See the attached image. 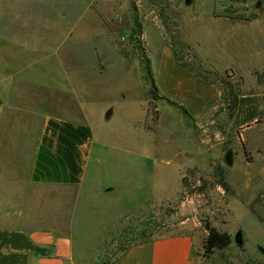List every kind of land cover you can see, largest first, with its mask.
I'll return each instance as SVG.
<instances>
[{
  "label": "rangeland",
  "instance_id": "obj_1",
  "mask_svg": "<svg viewBox=\"0 0 264 264\" xmlns=\"http://www.w3.org/2000/svg\"><path fill=\"white\" fill-rule=\"evenodd\" d=\"M216 1L82 0L79 31L89 21L113 55L100 60L77 99L100 143L76 195L31 186L40 117L8 111L0 133V226H22L39 202L37 212L55 226L71 203L74 264H116L143 228L157 230L150 238L191 236L196 264H264V0L225 8ZM168 50L213 93L198 117L161 91L148 102L142 61L149 60L157 85ZM209 227L229 243L207 254Z\"/></svg>",
  "mask_w": 264,
  "mask_h": 264
},
{
  "label": "crops",
  "instance_id": "obj_2",
  "mask_svg": "<svg viewBox=\"0 0 264 264\" xmlns=\"http://www.w3.org/2000/svg\"><path fill=\"white\" fill-rule=\"evenodd\" d=\"M255 1L215 4L247 7ZM81 2L0 0V133L8 111L37 113L40 129L29 184L71 188L74 195L100 143L77 99L81 84L111 54L102 43L105 39L94 38L89 21L86 31H79L85 12ZM162 59L156 78L159 91L181 100L188 115L200 116L213 93L205 82L181 71L169 50ZM38 207L42 203L24 214L29 217L22 226H0V264H74L71 203L64 220L53 221L55 226L47 224V215L37 212ZM192 248L193 238L186 234L157 237L128 248L117 264H196Z\"/></svg>",
  "mask_w": 264,
  "mask_h": 264
},
{
  "label": "trees",
  "instance_id": "obj_3",
  "mask_svg": "<svg viewBox=\"0 0 264 264\" xmlns=\"http://www.w3.org/2000/svg\"><path fill=\"white\" fill-rule=\"evenodd\" d=\"M141 49H142V47L141 46H139ZM138 49V48H137ZM143 53V52H142ZM143 54L142 55H140V58L142 59L143 57ZM142 62H144V63H142L143 64V66H142V68H143V74H144V78H146V80H147V84H148V90H147V92H148V94L150 95V98L148 99V102L150 101V100H157V99H159L160 98V96L158 95V92H159V89H158V86L156 85V83H155V81H154V78H153V76H152V72H151V69H150V64H149V60L147 59V58H144L143 59V61ZM179 65L183 68V69H185V67L182 65V64H180L179 63ZM188 71V70H187ZM145 74H146V76H145ZM195 76H197L198 77V75L197 74H195ZM199 78L200 79H202V80H204L202 77H200L199 76ZM251 98H249L248 96H241L240 97V101H247V100H250ZM184 112H185V114H187V110H185L184 109ZM256 117V114H254L253 112L252 113H250L246 118H245V120H243V122H246V121H248V120H250V119H253V118H255ZM149 229L148 228H143L142 229V231H141V234H142V236H141V238H139L137 241V243H135V244H130V245H128L126 248H125V250H124V252L128 249V248H130L131 246H133V245H136V244H139V243H142V242H145V241H148V240H152V239H155V238H157V237H163V236H172V235H179L180 233H171V234H168V235H166V234H157L155 237H152V238H150L149 236H154L153 234H155L156 232H157V230L155 231V230H152V233L150 234V230L148 231ZM148 231V232H147ZM128 233H130V232H128ZM150 234V235H149ZM229 243V236H228V234H226V233H223V232H219V231H217L215 228H213V227H209V229H208V234H207V236H206V238H205V242H204V249H205V252L207 253V254H210V253H212L215 249H222V248H224L227 244ZM123 252V253H124ZM122 256V255H121ZM121 257H119L118 259H117V262L119 261V259H120ZM117 264V263H116Z\"/></svg>",
  "mask_w": 264,
  "mask_h": 264
},
{
  "label": "water",
  "instance_id": "obj_4",
  "mask_svg": "<svg viewBox=\"0 0 264 264\" xmlns=\"http://www.w3.org/2000/svg\"><path fill=\"white\" fill-rule=\"evenodd\" d=\"M190 3H191V0H185V4L189 5ZM258 3H259V0H258ZM110 112H111V110H108V111L106 112V115H105L106 118H109V116H110ZM226 161H227L228 163L231 162V151H230V150H228V152H227ZM235 240H236L238 243H241V242H242L241 232H240V231L237 232L236 237H235Z\"/></svg>",
  "mask_w": 264,
  "mask_h": 264
}]
</instances>
